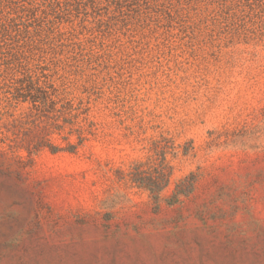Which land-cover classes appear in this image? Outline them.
Instances as JSON below:
<instances>
[{"label":"rangeland","instance_id":"1","mask_svg":"<svg viewBox=\"0 0 264 264\" xmlns=\"http://www.w3.org/2000/svg\"><path fill=\"white\" fill-rule=\"evenodd\" d=\"M0 264H264V0H0Z\"/></svg>","mask_w":264,"mask_h":264},{"label":"trees","instance_id":"2","mask_svg":"<svg viewBox=\"0 0 264 264\" xmlns=\"http://www.w3.org/2000/svg\"><path fill=\"white\" fill-rule=\"evenodd\" d=\"M132 182H134L135 184H138L139 186H143V183H141L140 181H138L137 179H132ZM151 191V190H150ZM153 192V191H151Z\"/></svg>","mask_w":264,"mask_h":264}]
</instances>
